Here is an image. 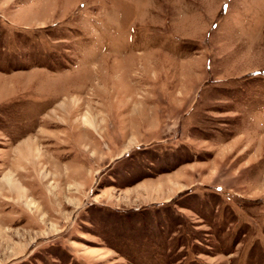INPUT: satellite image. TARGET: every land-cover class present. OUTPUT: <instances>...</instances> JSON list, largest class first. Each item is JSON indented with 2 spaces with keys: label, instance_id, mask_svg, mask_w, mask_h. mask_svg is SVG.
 <instances>
[{
  "label": "rangeland",
  "instance_id": "obj_1",
  "mask_svg": "<svg viewBox=\"0 0 264 264\" xmlns=\"http://www.w3.org/2000/svg\"><path fill=\"white\" fill-rule=\"evenodd\" d=\"M5 180L0 264H264V0H0Z\"/></svg>",
  "mask_w": 264,
  "mask_h": 264
},
{
  "label": "bare ground",
  "instance_id": "obj_2",
  "mask_svg": "<svg viewBox=\"0 0 264 264\" xmlns=\"http://www.w3.org/2000/svg\"><path fill=\"white\" fill-rule=\"evenodd\" d=\"M94 119V118H93ZM91 122V121H90ZM27 154V153H26ZM0 186H3L4 188H6L9 192H14V194L16 195V196H18V195H22V191L20 190V188L19 187H17L16 185H15V183L12 181V180H10V181H8V180H5V181H3L2 182V185H0ZM13 194V195H14Z\"/></svg>",
  "mask_w": 264,
  "mask_h": 264
}]
</instances>
